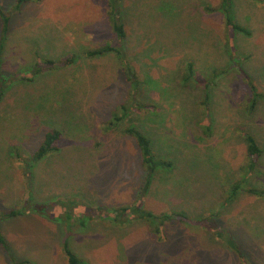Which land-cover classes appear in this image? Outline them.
Wrapping results in <instances>:
<instances>
[{"label": "rangeland", "instance_id": "obj_1", "mask_svg": "<svg viewBox=\"0 0 264 264\" xmlns=\"http://www.w3.org/2000/svg\"><path fill=\"white\" fill-rule=\"evenodd\" d=\"M221 1H122L132 91L115 52L88 56L119 46L109 0H0V212H22L0 218V264H68L66 242L87 264H264V155L245 142L264 148V0H234L250 37ZM129 127L172 163L149 185ZM49 130L60 149L29 162ZM135 205L154 226L118 212Z\"/></svg>", "mask_w": 264, "mask_h": 264}, {"label": "trees", "instance_id": "obj_2", "mask_svg": "<svg viewBox=\"0 0 264 264\" xmlns=\"http://www.w3.org/2000/svg\"><path fill=\"white\" fill-rule=\"evenodd\" d=\"M41 0H17L18 7L23 5L24 3L27 2H40ZM123 0H109V8H110V21L112 24V30L113 33L115 34V38L117 40V46H104L98 50L91 51L88 53L89 57H94V56H99L103 54H107L110 52H115L121 60H123L124 67H125V72L127 76V81L130 83L132 91L139 90V87L141 85V82L139 81V78L137 77V74L129 61L126 59L124 56V51H123V42L126 39V26L125 22L123 20V5H122ZM206 12L208 13H213L215 9L211 7H206ZM217 12H220L225 19L226 26L235 32H238L242 35H245L247 37H250L251 31L240 25L235 21V13H234V0H222L219 8L217 9ZM0 17L2 21V36H6L8 33V24H9V18L5 17L0 11ZM2 37V40L0 42V59L2 56V49L3 45L2 42L4 41V38ZM49 64H54L49 61ZM1 66V65H0ZM187 75L194 76V65L192 63H189L187 65ZM6 84L2 86L0 89V101L3 100V94L5 92ZM253 91H256L255 86L253 85L252 87ZM134 91V92H135ZM132 103V105H130ZM137 101L136 98L133 97V101L130 103H124L121 105V109L124 111L123 116L118 118V121H121V118H125L127 116L128 109L133 106H137ZM129 106L128 109L126 107ZM255 105L253 104V107ZM253 109V108H252ZM126 133L134 138L136 145L139 148V151L141 153V158H142V163L145 164L146 170L148 172V185L150 184V178L156 173L157 170L160 168H171L172 163L167 162L165 163L164 160L159 159L157 156H155V152L152 149V141L149 139L145 133H143L141 130L135 128V127H129L126 130ZM63 136L61 132L57 130H49L46 132V134L43 137V141L40 144V147L38 150L33 154L32 160L29 162L35 161H41L44 159L46 156H48L50 153L57 152L60 149V141L62 140ZM245 142L247 146V153L249 160L253 165H255V162L257 159L261 158L264 155V148L260 147L259 144L257 143L256 139L249 134H245ZM21 160V157H18ZM150 177V178H149ZM250 192H253L254 194L264 197V191L262 190H250ZM235 193V192H234ZM233 193V194H234ZM39 211L40 209L39 206L36 207ZM120 212L119 214L122 216H126L128 213L132 214V217L134 218H140L143 220H146L150 223V226H154L155 222L158 220V218L151 212L144 210L142 207L139 205L135 206H126L122 207L119 209ZM22 212L16 211V210H11L10 212H0V218L7 219V218H14L19 215H21ZM164 219H169V217H165ZM159 229V228H158ZM0 247L3 249V251L7 254L8 258L12 259L13 254L12 250L4 237V235L1 232L0 229ZM64 253L67 257L68 264H87L81 257L77 256L72 249L70 248L69 244L66 242L64 244ZM14 259V258H13Z\"/></svg>", "mask_w": 264, "mask_h": 264}]
</instances>
